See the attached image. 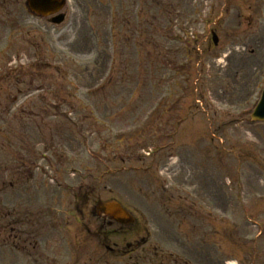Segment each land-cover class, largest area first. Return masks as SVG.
Masks as SVG:
<instances>
[{"label": "rangeland", "instance_id": "374dc122", "mask_svg": "<svg viewBox=\"0 0 264 264\" xmlns=\"http://www.w3.org/2000/svg\"><path fill=\"white\" fill-rule=\"evenodd\" d=\"M24 3L0 0V169L24 154L48 174L53 145L79 202L76 251L46 264H124L104 261L116 225L97 234L87 194L156 203L167 264H264V122L250 119L264 22L249 0H68L61 24Z\"/></svg>", "mask_w": 264, "mask_h": 264}, {"label": "flooded vegetation", "instance_id": "af4514ba", "mask_svg": "<svg viewBox=\"0 0 264 264\" xmlns=\"http://www.w3.org/2000/svg\"><path fill=\"white\" fill-rule=\"evenodd\" d=\"M249 8L252 12L250 22H256V25L264 22V0H249ZM45 154L54 161L62 157L53 145L48 146ZM23 155L15 154L16 161L13 159L6 170L0 169V264H46V256L51 250L54 257H59L62 251L75 252L77 247V243H73L79 211L76 171L71 168L67 180L61 169L55 168L53 161L46 157L49 173L39 169L37 172L35 166L28 168ZM83 204L89 214L102 222L97 228L100 236L106 224L116 225V229L106 232L103 237L106 263L117 260L124 264H167L171 261L172 257L164 259L166 254L151 240L152 227L148 226L157 224L156 203L148 202L134 208L123 205L133 219L128 224L97 216L90 200ZM122 231L121 242H110L108 234L121 235Z\"/></svg>", "mask_w": 264, "mask_h": 264}, {"label": "water", "instance_id": "95a60500", "mask_svg": "<svg viewBox=\"0 0 264 264\" xmlns=\"http://www.w3.org/2000/svg\"><path fill=\"white\" fill-rule=\"evenodd\" d=\"M65 0H26V6L29 11L39 16H47L59 11L64 5ZM64 16L59 14L51 19L55 24L62 22ZM214 42L216 41L213 36ZM251 118L257 121L264 120V88L258 104L251 114ZM96 211L100 216H107L117 222L124 223L127 213L120 207L116 201L102 202L98 201Z\"/></svg>", "mask_w": 264, "mask_h": 264}, {"label": "bare ground", "instance_id": "6f19581e", "mask_svg": "<svg viewBox=\"0 0 264 264\" xmlns=\"http://www.w3.org/2000/svg\"><path fill=\"white\" fill-rule=\"evenodd\" d=\"M231 262V261H230ZM230 264H233L232 262Z\"/></svg>", "mask_w": 264, "mask_h": 264}, {"label": "trees", "instance_id": "16d2710c", "mask_svg": "<svg viewBox=\"0 0 264 264\" xmlns=\"http://www.w3.org/2000/svg\"><path fill=\"white\" fill-rule=\"evenodd\" d=\"M6 4H7V2H6Z\"/></svg>", "mask_w": 264, "mask_h": 264}]
</instances>
